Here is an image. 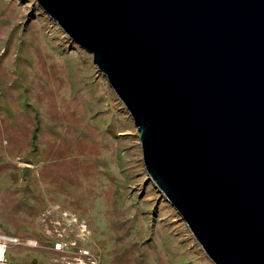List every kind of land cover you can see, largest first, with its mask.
<instances>
[{
    "label": "water",
    "instance_id": "95a60500",
    "mask_svg": "<svg viewBox=\"0 0 264 264\" xmlns=\"http://www.w3.org/2000/svg\"><path fill=\"white\" fill-rule=\"evenodd\" d=\"M36 1L92 55L212 264H264V0Z\"/></svg>",
    "mask_w": 264,
    "mask_h": 264
},
{
    "label": "rangeland",
    "instance_id": "374dc122",
    "mask_svg": "<svg viewBox=\"0 0 264 264\" xmlns=\"http://www.w3.org/2000/svg\"><path fill=\"white\" fill-rule=\"evenodd\" d=\"M50 204L88 222L99 264H212L148 177L92 55L36 0H0V231L43 239L36 218ZM7 255L56 264L41 247Z\"/></svg>",
    "mask_w": 264,
    "mask_h": 264
},
{
    "label": "built area",
    "instance_id": "2783aa9c",
    "mask_svg": "<svg viewBox=\"0 0 264 264\" xmlns=\"http://www.w3.org/2000/svg\"><path fill=\"white\" fill-rule=\"evenodd\" d=\"M59 204L43 209L36 220L43 239L8 236L0 231V264H19L8 258V250L23 245L44 248L51 252L57 264H99L100 251L92 246V231L88 222Z\"/></svg>",
    "mask_w": 264,
    "mask_h": 264
}]
</instances>
